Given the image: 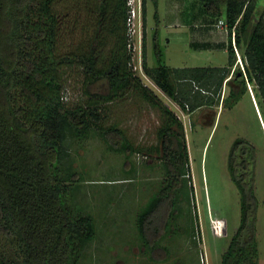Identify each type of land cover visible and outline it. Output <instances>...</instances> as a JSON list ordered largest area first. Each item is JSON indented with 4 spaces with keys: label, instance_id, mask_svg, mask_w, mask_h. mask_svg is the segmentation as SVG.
<instances>
[{
    "label": "trees",
    "instance_id": "trees-1",
    "mask_svg": "<svg viewBox=\"0 0 264 264\" xmlns=\"http://www.w3.org/2000/svg\"><path fill=\"white\" fill-rule=\"evenodd\" d=\"M65 1L64 10L57 7ZM197 1L210 20L223 21L228 65L220 71L174 68L163 63L161 50L152 44L156 64L150 66L145 49L147 0H141L144 75L182 110L213 107L234 64V48L243 46L247 65L239 83L245 88L253 80L264 96V0ZM130 8L128 0H0V241L5 239L0 264H83L97 228L93 214L79 205L81 180L69 160L70 149L98 135L110 138L113 150L136 151L117 123L103 125L106 104L126 91L160 112L158 145L150 149L158 153L166 176L137 211L135 223L142 248L167 254L151 260L164 262L170 255L161 240L181 212L177 202L191 176L185 132L182 121L133 71ZM73 10L75 18L84 17V37L60 52L64 19ZM73 68L82 78L86 99L69 105L63 74ZM100 79L106 80V91L92 92L91 85ZM232 152L228 165L242 204L239 226L221 254V264H258L254 188L249 178L237 176ZM160 210L169 214L164 233L157 236Z\"/></svg>",
    "mask_w": 264,
    "mask_h": 264
},
{
    "label": "rangeland",
    "instance_id": "rangeland-1",
    "mask_svg": "<svg viewBox=\"0 0 264 264\" xmlns=\"http://www.w3.org/2000/svg\"><path fill=\"white\" fill-rule=\"evenodd\" d=\"M136 16L129 24L134 47L133 71L182 121L189 159L190 179L184 184L177 202L179 216L171 221V233L161 240L170 255L164 262L153 261L167 255L161 250L141 247L136 229V214L162 186L165 169L155 149L160 112L136 93L126 91L105 108L104 126L117 123L136 151L111 149V140L98 135L83 143L75 142L69 160L79 171V205L94 216L97 234L88 245L83 264H221V254L240 221L241 193L231 178L228 160L233 150L237 176L250 179L256 197L255 237L258 264H264V96L252 80L244 88L239 73L246 70L244 47L235 50L234 64L220 88V100L213 107L185 111L146 77L141 68V0H132ZM66 1L57 7L63 8ZM145 49L150 66L156 64L152 44L162 52L165 65L174 68H220L228 65V51L222 42L227 32L217 28L203 13L197 0H147ZM71 11L64 19L62 47L69 49L84 36V17ZM76 20H78L76 22ZM234 43V42H232ZM225 44V45H223ZM236 74H234V72ZM64 101L69 105L84 102L86 97L80 75L73 69L63 74ZM106 80L91 85L92 92H105ZM194 91L198 88H195ZM115 145H117L115 143ZM233 147V148H232ZM75 149V150H74ZM150 149V150H149ZM246 166V169L243 168ZM87 204V205H86ZM167 210H160L157 236L164 233ZM220 224L214 232L213 222ZM0 245L5 239H1ZM5 247V246H4ZM150 257H153L151 260Z\"/></svg>",
    "mask_w": 264,
    "mask_h": 264
},
{
    "label": "built area",
    "instance_id": "built-area-1",
    "mask_svg": "<svg viewBox=\"0 0 264 264\" xmlns=\"http://www.w3.org/2000/svg\"><path fill=\"white\" fill-rule=\"evenodd\" d=\"M128 4L131 6V8H130V14H129V18H128V25H129L130 22L132 21V17L134 18L136 16V11H135L136 7L134 6V2H132V0H128ZM215 26L217 28L222 29L224 27L223 21L222 20H218L216 22ZM130 30H131V28H130ZM131 32L133 33L134 31H130V34H131ZM213 227H214V232L215 233H219L220 232L221 227H220V224H218L216 222V220L213 222Z\"/></svg>",
    "mask_w": 264,
    "mask_h": 264
},
{
    "label": "crops",
    "instance_id": "crops-1",
    "mask_svg": "<svg viewBox=\"0 0 264 264\" xmlns=\"http://www.w3.org/2000/svg\"><path fill=\"white\" fill-rule=\"evenodd\" d=\"M222 42H225V43H226V42H227V39H226V40H221V41L219 40V41L215 42V44L218 43V45H220ZM221 46H222V45H221ZM221 46H219V48H220Z\"/></svg>",
    "mask_w": 264,
    "mask_h": 264
},
{
    "label": "clouds",
    "instance_id": "clouds-1",
    "mask_svg": "<svg viewBox=\"0 0 264 264\" xmlns=\"http://www.w3.org/2000/svg\"><path fill=\"white\" fill-rule=\"evenodd\" d=\"M233 41V40H232Z\"/></svg>",
    "mask_w": 264,
    "mask_h": 264
}]
</instances>
